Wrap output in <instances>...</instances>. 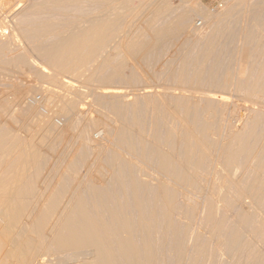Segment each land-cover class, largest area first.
Returning a JSON list of instances; mask_svg holds the SVG:
<instances>
[{
	"label": "rangeland",
	"instance_id": "obj_1",
	"mask_svg": "<svg viewBox=\"0 0 264 264\" xmlns=\"http://www.w3.org/2000/svg\"><path fill=\"white\" fill-rule=\"evenodd\" d=\"M7 1L8 2H6V0H3L1 3L4 5V3L8 4L10 2L9 3L10 5H7L8 7L7 6L4 7V6H2V4H0V6L2 7L0 9V28L2 27L0 29V34H1L0 35V46L4 47L6 45L5 46L6 50L3 51L4 53L1 52L2 54H0V57L2 55V58H0V66H4L3 64H1L2 60H8V62L13 61L16 58V55H14V53H16V54L26 53L29 56L30 62H29V64H27L26 66L23 67L24 69L16 70V69L10 68V71L7 70L9 72H6L5 70H4L5 72L2 71L3 70L2 68H4V67H1V69H0V129L2 131H4V129L6 127V129H8L10 131L11 136L21 138L24 134H27L26 136L24 135L23 137L29 136L31 138L34 131L32 130V128L29 130L27 129V127L29 128V123L34 125V123H32L34 121H35V123H37L38 121H40V119H48L47 117H51L56 121V123L58 122L57 123L58 124V126H57L58 131H60V133H62V130H64L62 133V134H64L62 137L63 139H61V140L59 139L62 136V134H59L58 135V137L60 136L59 138L52 136V138L50 137L51 139L49 138L48 143L45 144L46 145L45 146L46 147L45 148L46 153H45V157H44L45 159L42 160L43 162H41L39 169H38L39 174H40L39 179H38V181H39L38 185H40L39 186L40 189H43L44 194L48 191H51L52 189L53 190L56 189L58 191L57 193L60 194L59 196H61V198H62V199H60V197H59L60 204L58 202L59 209H62V208H64V206H67L66 204H68L72 199L71 198L72 188L74 189V188L79 187L77 190H81V192L83 194V195L82 194L81 195L83 196V199H86V203H88L87 206H89L91 204V201H89V200H93L96 198V196L95 197H93V196H94V193H95L94 191H96L97 186L99 185V183L101 185H103V187H99V186H101V185H99L98 190L96 192L98 193V191H99L98 194H100L102 197L104 196V200L106 201V203H105V201H104V203L101 202V200L99 202L95 201L97 205L95 204V206L94 205L93 206L98 208V210L101 211V214L105 216V219L106 220L108 219L106 222H110V224L112 223V226H113L114 222H112L111 217L117 216V215H121V216L123 215L125 217H128L127 219H130V222H129V220H127V222L129 223V225H131L132 232H133V230L135 232V233L133 232L134 238H135V235L137 238L139 237L138 239L136 238L137 244L138 245L140 244L139 246L137 245V248L139 247L137 252L139 251V253H140V254L137 253L138 258L136 256L134 258L135 260H133L131 258V254L129 253V251H128L129 254L126 253V251H125L124 253L123 252L121 253L122 262H120L121 260H119L118 264H121V263L122 264H132V263H134V264H250L252 254L255 253L256 251L262 250L261 249L262 246L259 245L257 239L254 238L253 235L250 233V231H249L250 229L248 230V228H246L243 230L244 231V238L242 240L243 243H240V245L234 251H231V252L228 251L227 240H229V238L231 236L230 233L233 232L234 227L238 223L236 211H238L240 208L242 209L243 206H244V208L252 211V210H254L253 209L254 204L250 201V198H248V197H246V198L243 197V198H240L238 200L237 196H236V188L231 187L229 194L226 196L227 199L225 198L227 202H225V201L223 202L225 204V206L222 202H220L218 204V207L220 206V210H218L217 213H215V217L211 221L207 220L206 217H207L208 213L206 211L207 208L205 206L207 197L205 198V196L203 194L204 193L207 194V192H208L209 193L208 195L212 194L213 198L217 197L216 192L218 191V187H220V182H219V180L216 181L217 178L212 173L215 174V171L217 169H219L221 165L219 163H216V160H215L216 157L212 155L213 151L215 149V148L213 149V146H212L211 148L213 150L210 148L212 153L210 151L209 154L204 156V157H201L199 155L198 151L195 150L197 152V153H195L194 150H192V153L193 152L195 153V154L193 153L194 158L196 157L194 160L192 159V161L193 162L199 161V163L201 165L197 162L198 164L196 166V165H194V163H195L194 162V163H192V166H194L193 169L190 170V168H192V167H189L190 171L188 173L185 172L186 170H184L185 168L182 165L184 163L181 162L182 163L181 164L180 161L178 162V159L182 158L184 156V152L186 150L185 145H184L185 139L183 138L184 135H183V131H182L183 126H182V123L179 119H175V117H173L171 115V112H172V108L175 107L174 103H175V105H179V102L182 100L180 103V107L182 106L184 108V104H187L186 106L190 109L189 110V118L190 119L188 118L189 121L191 120L190 123L195 122L197 120L199 122L198 123L196 121L198 123L197 125L201 127L206 120V118H205L206 113H204V112H206L207 109L209 110V109L216 108L217 109L216 114H215L216 116L213 117L214 120L212 119L213 120L212 126H214L215 132H213L214 130L212 128V133L209 134L211 138H209V135H208L209 141L211 139L214 140V139L218 138V136L215 133H216L217 127L220 125L218 127V129L219 130L221 129L220 132L222 134H224L223 132L228 133L229 131H231L233 129L232 130L233 132L239 131L241 136H243V138L245 137V138L249 139L250 142L256 141L254 143L252 142V146H249V144L247 145V146L252 147V148H254L253 144H255V143H256L255 147L257 146V144L259 143L258 141L260 140V138H262V134H263V138L261 139V141L257 147L262 145V142H263L262 140L264 139V91H262V90H264V0H153L154 1V2L152 1V4L154 3L153 7H150V6H152V4L150 2L151 0L150 1L146 0L149 2L150 6L148 3L145 2L146 4H148V5H146L144 3V1H145L144 0L143 1L144 6L146 5V6L150 7L149 8V7L145 6L146 8H149V10L145 8L147 15H146V13H143L144 16L141 15L142 16L141 19H139L141 16L136 18L137 20L139 19L140 21L138 20V22H137V20L134 19L133 21L136 20L135 21L136 23L132 22L133 23L132 24L129 22L130 21L129 17L126 16L125 12H123L125 14L124 15L125 18H123V16L120 18L121 21L123 19L124 20L122 23H121V21H119L121 24L120 25L118 24V26H119L118 28L124 29L127 26V24L128 25L130 24L129 27H127V29L130 28L129 30L131 33L141 31L140 30L141 28L139 27V25L142 28L146 26V19L150 15H153V14H150V13H153L152 11H154L152 9H155V8H157V6L163 5L167 2H169L168 5L170 7L164 8V10L162 11V12H165L164 15H163V13H160L158 15L159 18H156L157 21L155 20L154 26L155 25L160 26L161 24H163L162 22H164V20L165 21H171L172 19H178L176 17L177 16L179 17L182 13H184V11H185V14L188 12L186 14L188 17L185 16V20L183 21V24L186 26L181 27L179 30L175 29V31H172L168 36H166L165 39L161 40L160 42H157L154 45V48L147 50V51L136 52L133 55H128L124 51L121 52L120 51L121 49H119V47H117L118 45L117 44L114 45L113 41H116L119 39L110 41L112 44L111 46L113 47V45H114V47H117L118 50L114 47L112 48L110 46V42H109L108 46H110V47L107 46L102 51V53H103L102 55L110 54L111 56L110 55H108V56H110L112 58V64L113 65L116 64V62H117V65L121 64L120 65L121 66L120 75L121 74L122 75L121 76L119 75L117 78H115L114 80H112V82H109V83H103L102 84L101 82L95 81V82H93L92 86L83 81L84 76H82V75H85L86 73L88 74L89 73L88 69H87V71L82 70L83 71V72H81L82 74H79L80 75L79 78H82V79H79V78L77 79L78 74L77 75L75 74L76 77L73 75L75 78L72 77V74H67L65 78L63 77L64 79L67 78V80L70 79L69 80L70 85H66V86L64 85L63 86L60 81H58V83H56V82L52 83L51 80L49 78H47V77H49V74L52 73V69L49 68L48 65L45 63L46 59L44 57L42 58L40 53L36 50H33V48H32V47L36 46L37 41L39 43H41V41L43 39L40 40V37L36 36V38L38 40L36 39V44H34V41H32L30 39L31 38L35 39V37L32 36L31 38L28 39L27 37L22 36L21 31L23 30L22 25L24 26L26 24L27 26H24V28L26 29L27 27H29V26L37 23V22H40L42 19L46 20L47 16L48 17L51 16L50 17L51 19L53 16V18L55 20L56 19L61 20L62 19L61 17H63L61 15H65L64 16L65 19H70L71 17H69V15L71 14V16H72L71 19H73V18L75 19L76 15H77L76 17H81L83 15L86 16L87 14L88 15H91L93 13L95 14L101 9V7L99 8V6H103L104 2H102V0H100L101 3L99 0H97V1L96 0H92V1L89 0V2L85 3V1H86L85 0L84 3H80V4L75 3L74 5L70 4V6H69V4L63 5L64 7L63 6L61 7L59 5V9L57 7L56 9L54 8L55 10L52 9L55 6H53V7H50V6L41 7L39 5L41 8H44V11L48 10L47 12L42 11V13L44 12V14H42L41 10H43V9H38V10L35 9L36 2H38L37 0H7ZM16 1H20V2L17 3ZM33 1H36V2H33ZM29 4H30V6H29ZM83 4H84V6H83ZM93 4H95V6ZM91 5L93 8L91 7ZM96 5L98 6V8ZM39 6L37 5V8H39ZM71 6H72V8H71ZM18 7H20L21 9ZM60 7H61V9H60ZM68 7H70V8H68ZM82 7H83V9H82ZM65 8H67L69 10H67ZM80 9H82V10H80ZM28 10H30L29 13H32V14H29ZM73 10H74V12H73ZM83 11H84V14H82ZM37 13H38V15L39 14H41V15L38 16ZM76 13H78V14H76ZM148 14H150V15H148ZM58 15L60 18L58 17ZM78 15H80V16H78ZM127 15H129V14L127 13ZM5 16H6V18H5ZM7 16H9V17H7ZM146 16H148V17L146 18ZM126 17L129 19V21H127ZM144 18H146V19H144ZM63 19H62V21H63ZM161 19H163V20H161ZM32 20H35V22L33 21V23H30V22H32ZM48 20H50V19L48 18ZM144 21H145V23H144ZM173 21H176V20H173ZM124 22H125V24H124ZM127 22H129V23H127ZM143 24H145V25H143ZM180 24H182V23H180ZM131 26H132V28H131ZM222 28H224V29H222ZM146 33H147V35H144V38L149 36V32H146ZM2 34H4V35L2 36ZM210 37H214V38L217 37V39H218L217 42L219 44L217 43V47H216L213 55L209 56L210 58L208 57L204 61V55H205L204 51L207 48V44H208L207 41H209V39H212ZM17 38L20 39V41L16 40ZM8 40L10 42L11 48L9 47V44H7V43H9ZM42 43H43V41H42ZM36 47H38V44ZM36 47H35V49H36ZM8 48H10V49H8ZM246 48H248V49H246ZM243 49L247 50L249 57H248V55H247V57L245 56V53L242 52V51H244ZM215 55H216V57H215ZM196 56H198V57L196 58ZM238 56H239V58H238ZM212 57H213V59H212ZM240 58L242 60H240ZM115 59H116V61H115ZM217 59H219V60H217ZM31 61H32V63H31ZM121 61L123 62V64ZM183 61H185L186 63H184ZM204 62H206V64H204ZM241 62H243L242 65H240ZM201 63L205 67H203L204 73L202 72V73H200L201 74L200 75L198 73V69H200V66H198V65H200ZM186 64L188 66L183 68L184 65H186ZM38 65H40V66H38ZM180 65H182V66H180ZM114 66H116V65H114ZM194 66H196V67H194ZM196 69H197V71H196ZM241 69H243L245 72ZM191 70H193V72ZM211 70H213V73ZM41 71H42V73H41ZM46 71H48V72H46ZM180 72L182 73V76L181 75L180 76L183 79H180L181 77L180 78L178 77ZM227 72L233 73V76H232V74L227 73ZM234 72L236 75H234ZM186 73L189 75H187ZM41 74L43 75V77H45V79L42 77ZM192 74H193V76H192ZM196 74L199 75L200 77L197 76ZM240 74H242V75H240ZM229 75L231 76L232 80L230 79ZM208 78H210V79H208ZM240 78H241V80H240ZM178 80H182V81H184V83L182 81H181L182 83H179L180 81L178 82ZM229 80L231 81V83ZM237 81H239V82H237ZM232 82H234V83L232 84ZM227 83H228V85H227ZM100 86H101V88H100ZM20 87L21 88L23 87L22 89L25 88V90H26L25 93L27 92L26 94H24L25 96L24 95L22 96L24 98H22V99L20 98L21 100L18 98V92H17ZM67 87H68V89H71L70 91H73L74 93L76 91V93H78L76 95L79 97L78 98L76 96L77 101L79 103L77 102V109H75L76 111L75 110L73 111V114H72V112H70V114H67V112H63L64 110H62L61 106H59L62 103L59 100V98H61L60 96H62V93H64L65 91L66 92L69 91L68 89H66ZM87 90H91V91H87ZM106 90L112 91V92L117 90V94L118 93L120 94V91L122 92V94L115 95V93H114V94H111V96H108L107 94L111 93V92L106 93ZM118 90H120V91L118 92ZM52 91L53 92L55 91V92L52 93ZM15 92H17V93H15ZM56 92H57V94L58 93L61 94V95L58 94L59 98L57 97V94H55ZM82 92H83V94H82ZM192 92H194V93H192ZM51 93L54 94V96L56 95L57 98L52 97V95L48 96V94H51ZM184 94H185V96H183ZM211 95H212V97H210ZM167 96H169V97H167ZM186 96L187 97L190 96V97L187 98ZM15 97H17V98H15ZM48 97L54 98L53 102H52V99L48 98ZM147 97H148V99L149 98H151V99L148 100ZM176 97L178 98L177 100L175 99ZM168 98L169 99L171 98L170 100H171L172 105L170 103L168 104V102H170V100ZM15 99L17 101H15ZM46 99L49 101V103L47 102ZM55 100H58V102L59 101L60 102L57 103V101H55ZM146 100H148L149 102H147ZM214 100H215V102H214ZM18 101L21 102V104ZM184 101L186 103H184ZM25 102H27V103H25ZM28 102L29 103L32 102L33 104L32 103L29 104ZM125 102H126V104H125ZM203 102H204V105H203ZM111 103H112L113 107L111 106ZM149 103L150 104L152 103L153 106L152 105L150 106ZM188 103H190L192 106L188 105ZM196 103H197V105H196ZM220 103L223 104V106ZM24 104H25V106H24ZM26 104H27V107L30 106L32 112H35V114H37V117H35V118L26 117L27 119H24L25 117L24 118L19 117L20 119L17 118L19 116V113H17V112H20V110L22 109V108H20L19 105H21V107L25 108ZM117 104H118L119 109H123V108L125 109L126 108V110H127L125 112V119H127L126 122H128L127 126L129 125L128 128L133 129V130L132 129L129 130L131 133V136H133L135 133V136H133V137L130 136V139H131V142L129 139L130 144L133 142V144H132L133 146L131 145L130 148L134 147L135 149L134 150L130 149L128 147H125V145H124L123 148L121 150H119L123 154V155L121 154L122 157L116 159L117 161H115L114 156L112 157V155H113L112 152H114V150L117 148V146H116L117 141L113 140L114 138L116 139V137H114V134H116V133H115V131H112V130L114 129V127L116 128L117 124H119V123L121 124V122L116 120L119 117L118 118L115 117L116 114L113 111L114 105H115V107H117L116 106ZM155 104H156V106H155ZM159 104H161V106ZM206 104L210 105V106H205ZM213 104H215L216 106H214ZM32 105H33V107H32ZM79 105H81L82 109L80 108ZM146 105H149L150 107H148ZM158 105H159V107H158ZM193 105L195 106V108ZM119 106H121V107H119ZM168 106H169V108H168ZM37 108H40V109H38L40 111L37 112ZM170 108H171V110H169ZM131 109L132 110L134 109L133 112ZM158 109H159L160 114L158 112H156V111H158ZM192 109H194V110L197 109L198 113L195 112L196 110L192 111ZM201 109H203V110H201ZM166 111H168L169 117H168V113ZM39 112H41V113H39ZM46 112H49L50 116H48L47 115L48 113H46ZM75 112H76V114H75ZM82 112H83V114H81ZM194 112L196 113V115ZM226 112H227V114H226ZM255 112H257V113H255ZM78 113H79V115H77ZM193 113H194V115H193ZM113 114H114V117H112ZM142 114L144 115V117ZM198 114H199V116H198ZM190 115H191V117L194 116L196 119L194 120V117H193L192 118L193 120H192ZM41 116H43V117H41ZM72 117L75 120H73ZM161 117H164V118H161ZM198 117H200V118H198ZM257 117L260 119H258ZM93 118H96V119H93ZM166 118H167V120H166ZM169 118H170V120H169ZM29 119H31V120H29ZM32 119L34 121H32ZM141 119H142V121H141ZM215 119H217L219 121H217ZM251 119L253 121H251ZM26 120L27 121L29 120L28 124H27ZM66 120H67V122H66ZM153 120L156 122H154ZM23 121H25V123ZM30 121H32V122H30ZM120 121H122V120H120ZM136 121H137V124H134ZM176 121H178L179 123ZM261 121H262V123H261ZM21 122H22V124H21ZM173 122H176V123H173ZM91 123H94V124H91ZM138 123H140V128H139ZM232 123H233V125H232ZM234 123H235V125H234ZM145 124H146V128H145ZM177 124L178 125L181 124V125H179V127H177ZM199 124H201V125H199ZM21 125H23V126L25 125L24 127H26V128H24ZM68 125L71 126V128L68 129ZM245 125H246V127H245ZM157 126H158V128H157ZM169 126H170V128H169ZM227 126H229V127H227ZM154 127L156 129L155 131H154ZM164 127H166L165 128L166 131H165ZM13 128L15 131L13 130ZM136 129H138V130H136ZM140 129H142V130H140ZM168 129H170V130H168ZM173 129H174V131H173ZM242 129H243V131H242ZM244 129H246V130L244 131ZM1 130H0V134L2 133ZM167 130L170 131L171 135L169 134V132ZM222 130H223V132H222ZM26 131H28V132H26ZM136 131H138V132L140 131L141 134H139L140 132L138 133ZM144 131L146 133L143 134ZM157 131L159 134L162 132L160 134L161 136L157 133ZM171 131L173 133L176 132V134L174 133L175 134L174 135ZM178 131L180 132V134L182 133L181 134L182 136H179L180 134ZM241 131L243 133H241ZM15 132H16V134H15ZM164 132H167V134ZM245 132H246V134H245ZM249 132L253 133V134L250 133L249 134L250 136L252 134L258 138L255 139L254 136L248 138ZM17 133H18V135H17ZM21 133H22V136H19V135H21ZM156 133L158 134V136ZM136 134H138L139 138ZM152 134H153V136L156 134V136H154L155 137L154 139H153ZM172 134L174 136H172ZM177 134H179V135H177ZM38 135H40V134L38 133ZM245 135L246 136L248 135V136L246 137ZM144 136H146V137H144ZM212 136L214 137V139ZM33 137L36 138L37 134L35 133L33 135ZM163 137L164 138L166 137L165 140L163 139ZM180 137H181V139H180ZM135 138H136V140H135ZM177 138H179L178 139L179 142L177 141ZM251 138H252V141H251ZM52 139L55 140L54 141L55 144L51 146L50 144H53ZM133 139H134V141H132ZM253 139H255V140H253ZM50 140H52V141H50ZM137 140H138V142H136ZM146 140L149 141L148 144H147L148 141H146ZM159 140H160V142H159ZM171 140L172 141L176 140L177 143L174 141V145H172L173 142ZM164 141H166V142H164ZM246 141L248 143H250L248 140H246ZM154 142L158 146V147L156 146L158 148V150H156L157 148L155 147ZM170 142H172V143L169 144ZM181 142H182V144H181ZM85 143H86V145H85ZM134 143H136V144H134ZM80 144H81V146H80ZM98 144L101 146L99 147ZM84 145H85V149L87 148L86 149L87 151L83 150ZM183 145H184V147H182ZM250 145H251V143H250ZM115 146H116V148H114ZM159 146L160 147L164 146V148H160ZM170 146H171V148H170ZM173 146H174L175 150L173 149ZM175 146H178V149ZM249 147H247L248 150H250ZM257 147H256V149H257ZM96 148L99 150H97ZM100 148H102V151H100L101 150ZM110 148L114 149V150H111ZM160 149L161 150L163 149L162 152H165L166 151L165 149H168L167 150L168 152L170 150V153H171V150L175 151V152L172 151L173 154H171L172 157L175 159L173 161V163H174L172 166L173 169L171 168L172 172L170 170L168 172H163V170H159V169H161V167L159 166L161 163V158H159V156L161 157V155H158L161 153ZM67 150H68V152H67ZM129 150L130 151L132 150V151L130 152ZM245 150H247V149H245ZM97 151H100V152H97ZM177 151L178 152L180 151V152L178 153ZM147 152H149V154ZM157 152H158V154H157ZM47 153H48V155H47ZM66 153H67V155H66ZM96 153H98V155ZM152 153H153V155H151ZM210 153H211V156L214 157V160L210 159L213 157L209 158ZM94 154H96L97 156ZM176 154H177V156H176ZM147 155H148V157H147ZM72 156H73V158H72ZM123 156H124V159H126L128 162L126 160H122ZM145 157H147L146 158L147 160L144 159ZM177 157H178V159H177ZM197 157H201V158H199V160H198ZM82 158H83V160H81ZM99 158H101V159L99 160ZM250 158L251 159H249L247 161V159H248L247 156H245V155L240 156L241 161L238 164L234 165V167H233L234 170L232 169L233 170L232 174L234 173L233 178L235 180L236 179L240 180L241 176H242V181H244L243 178L246 179L249 176L251 177L250 173L251 172L253 173V171H251V169L252 170L254 169V163L252 160V156ZM71 159H73L74 161ZM243 159L247 161L245 163L246 165L243 164L244 163ZM70 160L73 161V162H71V164L69 163ZM84 160H85V162H84ZM120 160L125 161L126 163L124 162L125 164H122V161H120ZM157 160L159 163L157 162ZM211 160L213 162H211ZM250 160L252 161L253 164L250 163L251 162ZM44 161H45V163H44ZM118 161L120 164H118ZM214 161L218 165V166L216 165L217 168L215 166ZM66 163L68 165H70L69 166L70 168L73 166L74 169L71 168L72 170L71 169L69 170L68 169L69 167L66 168L68 166ZM129 163L134 165L135 168H134V166L133 167L129 166V165H131ZM209 163H211V164H209ZM44 164H46V165H44ZM76 164H77V166H76ZM126 164H129V165H126ZM178 164H180L181 166L180 165L178 166ZM248 164H249V166H247ZM246 166L250 169L248 170ZM175 167L176 168L178 167V169L176 170ZM65 168L68 169L69 172H67L68 170H66ZM130 168H132V169H130ZM174 168L176 171H173ZM221 168H222V166H221ZM116 171H118L120 174V176H119L120 180L118 178H116V176H114V174L117 175ZM180 171H183V172H180ZM208 171L211 173H209ZM249 171H251V172H249ZM247 172H249V173H247ZM169 173L171 175H168ZM185 173L188 175V176H185L187 179L182 176V175H186ZM197 173H198V175H197ZM178 174H181V176L183 178L180 179L181 176ZM65 175H67L66 176L67 180L65 179ZM74 175H77V176L74 177ZM176 175L179 176V177L177 176V178H179L180 180L179 179L177 180ZM193 175H194V177H193ZM164 176H166V177L164 178ZM196 176H197V178H196ZM243 176H245V177H243ZM59 177H61L60 180L58 179ZM71 177H72V180H70ZM194 178H196V179H194ZM49 180H50V182H49ZM183 180H186V181H183ZM41 181H43V183ZM92 181L94 182V184L98 182L97 183L98 185L96 186V185L92 184L95 187L91 186ZM181 181H183V183ZM208 181H209V183H208ZM162 182L163 183L165 182V188L166 189L168 188L167 192L169 193V195L172 198H173V196H176L175 200L173 199L174 200L173 202L176 204H174V210L171 212H168L166 209L167 208L166 198L163 197V192L161 190V185H162L161 183ZM64 183H65V186H64ZM215 183H216V185H218V184L219 185L216 187ZM166 184H168V185H166ZM104 185H106V189H103V188H105ZM69 186H70V188H69ZM41 187H43V188H41ZM213 187H214V190H216V191L210 190V188L213 189ZM65 188H69V189H65ZM93 188H94V190H93ZM99 188L103 189V190L101 189L102 192L100 191ZM169 189H170V191H169ZM200 189L201 190L203 189L202 191H204V192H202ZM67 190H68V192H66ZM175 190H177L176 195L173 194ZM210 191H211V193H210ZM231 191L233 192V194H231L232 193ZM213 193H215V194L213 195ZM92 194H93V196H92ZM135 194H137V195H135ZM172 194H173V196H172ZM101 196L100 197L98 196V199L101 198ZM171 197H168V198L170 199ZM163 198H164V201L162 200ZM107 200H109V201H107ZM102 201H103V198H102ZM107 202H109V203H107ZM63 203L65 205H63ZM229 203H230V205H229ZM92 204H94V200L92 201ZM163 204H165L166 206ZM189 205H192V207ZM90 207H91V209H93L92 206H90ZM224 207H232L231 209H233V210L228 212V210H230V208L225 209ZM108 208H110L111 210ZM191 208H192V210H191ZM221 208H223V210H221ZM224 209L226 211H224ZM112 210H113V212H118V213L113 214L111 212ZM166 211L168 213H166ZM257 213L258 214L260 213L259 218L261 219L262 218L261 215H263V213H261V211L257 212ZM93 214H95V211H93ZM110 215H113V216H110ZM147 228H149L150 232ZM140 230H142L144 235L139 232ZM145 230L146 231L148 230V231L146 232ZM245 230H246V232H245ZM141 235L143 236V238L146 237L145 239L148 241V243L150 245L152 244L151 246L153 249L151 248V246H149V244H147V241L145 239H143L141 237ZM144 241H145V243H143ZM141 243H143V244H141ZM143 245H146V247L148 246L152 250L147 251L148 249L145 248V249H147L145 251ZM140 249H141V252H140ZM147 252H149V253L147 254ZM151 252H152V254H151ZM126 254H127V256H126ZM145 254H146L147 258L145 256ZM114 263H116V262H113L112 264H114Z\"/></svg>",
	"mask_w": 264,
	"mask_h": 264
},
{
	"label": "bare ground",
	"instance_id": "obj_2",
	"mask_svg": "<svg viewBox=\"0 0 264 264\" xmlns=\"http://www.w3.org/2000/svg\"><path fill=\"white\" fill-rule=\"evenodd\" d=\"M3 0H0V4H2ZM38 2L36 1H33V2H36V6H35V9L38 10V9H43L41 10V13L42 11H44V8H41V7H47V6H50V7H53L52 9H56L58 7L59 9V5L62 7L63 5L65 4H70L71 5H74L75 3L76 4H80V3H84L85 0H37ZM83 1V2H82ZM92 1V0H91ZM90 1V2H91ZM97 1V0H96ZM100 1V0H99ZM144 0H102L103 3V6H99V8L101 7V9L98 11L97 9V13H93L91 15H86V16H81V17H76L75 16V19H71L72 16L71 14L69 15V17H71L70 19H65L64 16L65 15H61L63 17H61L63 19L60 20V19H54L53 16H52V19L50 17L47 16L46 20L42 19L40 22H37L29 27H27L26 29L24 28V26H27L26 24L23 26L22 25V36H25L27 37L28 39L31 38L32 36L35 37V39L31 38L30 40L34 41V44H36V36L37 37H40V40L43 39V43L41 41V43H39L37 41V44H38V47L37 44H36V49L35 47H32L33 50H36L40 53V55L42 56V58L44 57L46 59V64L48 65L49 68L52 69V73L49 74V78L51 80L52 83H58V81H60L62 83V85L66 86V85H70L69 84V80L64 79L66 77L67 74H72V77L75 78V74L78 76L77 79L79 78V74H82L81 72H83L82 70H86L88 69V74L86 73L85 75H82L84 76L83 77V81L87 84H90L92 86L93 82L95 81H98V82H101L102 84L103 83H109V82H112V80H114L115 78H117L119 75H120V72H121V64L117 65V62L116 66H114L112 64V58L110 56H108L107 54L105 55H102V51L108 46V43L110 41H113V40H116V39H119V40H116V41H113L114 45L117 44L116 46L119 47V49H121L120 51L121 52H126V54L128 55H133L134 53L136 52H140V51H147V50H150L152 48H154V45L157 43V42H160L161 40L165 39L166 36H168L172 31H175V29H180L181 27L183 26H186L183 24V21L185 20V16H187L186 13L185 14V11L184 13H182L179 17L177 16L176 18L178 19H172L171 21H165L162 22L163 24H161L160 26H154V23H155V20L157 21L156 18H159V14L160 13H163V15L165 14V12H162L164 10V8H168L170 7L168 4L169 2L163 4V5H159L157 6V8L155 9H152L154 11H152L153 13H150V14H153V15H150L149 17L146 16V26L145 27H141L139 25V27L141 28L140 30L141 31H138V32H135V33H131L130 32V28L127 29V27H129V25L127 24V26L124 28V29H120L118 28V24L120 25L122 22H123V18L124 15L126 14L127 17H129V19L127 18V21H129L130 23H134L138 18L140 17L141 15L144 16L143 13H146V9L149 10L150 7H153L154 3L152 4V1L153 0H149L152 4V6H150L149 2L148 1H144V3H148L149 6H146L148 4H146L145 6L146 7H149V8H146L144 6V3H143ZM6 2H8L6 0ZM17 3H19L20 1H16ZM15 2V3H16ZM27 2V1H26ZM32 2V1H31ZM86 2H89V0H86ZM154 2V1H153ZM171 2V1H170ZM10 3V2H9ZM7 4V3H4V5L2 4V6H7V5H10V4ZM92 3V2H91ZM101 3V1H100ZM172 3V2H171ZM6 4V5H5ZM23 4V3H22ZM97 4V3H96ZM19 5V4H18ZM26 5V4H25ZM34 5V4H33ZM37 5L39 6V8H37ZM82 5V4H81ZM80 5V6H81ZM90 5V4H89ZM95 6V4H93ZM260 5V4H259ZM30 6V4H29ZM67 6V5H66ZM76 6V5H75ZM84 6V4H83ZM97 6V5H96ZM8 7V6H7ZM13 7V6H12ZM60 7V9H61ZM64 7V6H63ZM92 7V5H91ZM2 7L0 6V9ZM15 8V7H14ZM20 8V7H18ZM70 8V7H68ZM72 8V6H71ZM75 8V7H74ZM73 8V9H74ZM88 8V7H87ZM93 8V7H92ZM98 8V6H97ZM146 8V9H145ZM13 9V8H12ZM16 9V8H15ZM21 9V8H20ZM46 9V8H45ZM54 9V10H55ZM67 9V8H65ZM83 9V7H82ZM80 9V10H82ZM95 9V8H94ZM187 9V8H186ZM10 10V9H9ZM31 10V9H30ZM28 10V13L29 11ZM35 10V11H36ZM69 10V9H67ZM75 10V9H74ZM73 10V12H74ZM87 10V9H86ZM93 10V9H92ZM147 10V11H148ZM189 10V9H188ZM8 11V10H7ZM22 11V10H21ZM34 11V10H33ZM48 11V10H47ZM46 10L44 12H47ZM94 11V10H93ZM151 11V10H150ZM167 11V10H166ZM9 12V11H8ZM44 12L42 14H44ZM54 12V11H53ZM59 12V11H58ZM125 12V14L123 13ZM10 13V12H9ZM23 13V12H22ZM63 13V12H62ZM80 13V12H79ZM88 13V12H87ZM127 13L129 15H127ZM230 13V12H229ZM16 14V13H15ZM25 14V13H24ZM29 14H32V13H29ZM35 14V13H34ZM48 14V13H47ZM46 14V15H47ZM74 14V13H73ZM78 14V13H76ZM82 14H84V11L82 12ZM167 14V13H166ZM38 15V13H37ZM36 15V16H37ZM41 14H39L38 16H40ZM49 15V14H48ZM147 15V13H146ZM162 15V14H161ZM232 15V14H231ZM27 16V15H26ZM31 16V15H30ZM37 16V17H38ZM80 16V15H78ZM123 16V20L121 21V17ZM142 16L139 18L141 19ZM190 16V15H189ZM9 17V16H7ZM34 17V16H33ZM36 17V18H37ZM59 17V15H58ZM74 17V16H73ZM188 17V16H187ZM6 18V16H5ZM11 18V17H10ZM48 18L50 20H48ZM60 18V17H59ZM165 18V17H164ZM4 19V18H3ZM22 19V18H21ZM31 19V18H30ZM38 19V18H37ZM134 19H136L135 21H133ZM138 19V20H139ZM143 19V20H144ZM44 20V21H43ZM55 20V21H54ZM126 20V19H125ZM137 20V22H138ZM163 20V19H161ZM173 20H176V21H173ZM3 21V20H2ZM33 21L35 22V20H32V22L30 23H33ZM121 21V23L119 22ZM140 21V20H139ZM119 22V23H118ZM127 22V23H129ZM21 23V22H20ZM29 23V24H30ZM132 23V24H133ZM136 23V22H135ZM145 23V21H144ZM182 23V24H180ZM185 23V22H184ZM125 24V22H124ZM145 25V24H143ZM142 25V26H143ZM135 26V25H134ZM123 27V26H122ZM137 27V26H136ZM219 27V26H218ZM2 28V27H1ZM0 28V29H1ZM132 28V26H131ZM138 28V27H137ZM135 29V28H134ZM219 29V28H218ZM221 29V28H220ZM224 29V28H222ZM139 30V29H138ZM135 31V30H134ZM16 32V31H15ZM146 32H149V36H147L146 38H144V35H147ZM8 33V32H7ZM1 35V34H0ZM4 34H2L3 36ZM15 35V34H14ZM12 36V35H11ZM5 37V36H4ZM9 37V36H8ZM13 37V36H12ZM11 38V37H10ZM14 38V37H13ZM212 39H209L208 44H207V48L206 50L203 52L205 55H204V61L206 58H208L209 56L213 55L216 47H217V37H210ZM16 40H19L20 39H16ZM38 40V39H37ZM18 41V42H19ZM220 41V40H219ZM9 42V40H8ZM30 42V41H29ZM9 44V47H10V42L7 43ZM219 44V43H218ZM111 42H110V46H111ZM113 45V47H114ZM6 46V45H5ZM2 47L0 46V54H2L1 52H3L4 50H6V47ZM12 46V45H11ZM19 46V45H18ZM108 46V47H110ZM112 47V46H111ZM112 47V48H113ZM117 47H114L118 50ZM11 48V47H10ZM8 48V49H10ZM248 49V48H246ZM246 49H243L245 53V56L247 57L248 53H247V50ZM11 51V50H10ZM112 51V50H111ZM217 51V50H216ZM220 51V50H219ZM218 51V52H219ZM249 51V50H248ZM35 52V51H34ZM116 52V51H115ZM181 52V51H180ZM4 53V52H3ZM32 53V52H31ZM10 54V53H9ZM221 54V53H220ZM14 55H16V58L11 61V62H8V60H2L1 61V64H3L4 66H0V69L1 67H4L2 68L3 70L2 71H6V72H9L10 71V68L11 69H16V70H19V69H24L23 67L26 66L27 64H29V56L26 54V53H20V54H16L14 53ZM219 55V54H218ZM241 55V54H240ZM199 56V55H198ZM196 56V58L198 57ZM242 56V55H241ZM202 57V56H201ZM216 57V55H215ZM218 57V56H217ZM249 57V55H248ZM2 58V55L1 57ZM40 58V57H39ZM203 58V57H202ZM210 58V57H209ZM219 58V57H218ZM239 58V56H238ZM245 58V57H244ZM37 59V58H36ZM199 59V58H198ZM213 59V57H212ZM246 59V58H245ZM244 59V60H245ZM35 60V59H34ZM33 60V61H34ZM192 60V59H191ZM219 60V59H217ZM216 60V61H217ZM240 60H242L240 58ZM247 60V59H246ZM116 61V59H115ZM123 61V60H122ZM121 61V62H122ZM198 61V60H197ZM35 62V61H34ZM184 63H186L185 61H183ZM182 62V63H183ZM191 62V61H190ZM202 62V61H201ZM209 62V61H208ZM32 63V61H31ZM120 63V62H119ZM181 63V64H182ZM197 63V62H196ZM243 62H241L240 65H242ZM123 64V62H122ZM204 64H206V62H204ZM211 64V63H210ZM41 65V64H40ZM38 65V66H40ZM46 65V66H47ZM183 65V64H182ZM180 65V66H182ZM190 65V64H189ZM198 65V64H197ZM90 66V67H89ZM114 66V67H113ZM188 65H184L183 68L187 67ZM200 69H198V73H202L203 72V67H205L204 65H202V63L200 65ZM128 67V66H127ZM196 67V66H194ZM210 67V66H209ZM239 67V66H238ZM182 68V69H183ZM244 68V67H243ZM188 69V68H187ZM192 69V68H191ZM194 69V68H193ZM196 69V71H197ZM206 69V68H205ZM208 69V68H207ZM9 70V71H7ZM43 70V69H42ZM180 70V69H179ZM184 70V69H183ZM182 70V71H183ZM237 70V69H236ZM243 70V69H241ZM4 71V72H5ZM44 71V70H43ZM49 71V70H48ZM46 71V72H48ZM176 71V70H175ZM174 71V72H175ZM187 71V70H186ZM185 71V72H186ZM193 72V70H191ZM205 71V70H204ZM212 73H213V70H211ZM244 71V70H243ZM242 71V72H243ZM23 72V71H22ZM45 72V71H44ZM184 72V71H183ZM190 72V71H189ZM191 72V73H192ZM195 72V71H194ZM208 72V71H207ZM245 72V71H244ZM18 73V72H17ZM42 73V71H41ZM178 73V72H177ZM188 73V72H187ZM186 73V74H187ZM204 73V72H203ZM211 73V74H212ZM227 73H230V72H227ZM175 74V73H174ZM232 74L233 76V73H230ZM238 74V73H237ZM42 75V74H41ZM75 77H74V76ZM122 75V74H121ZM120 75V76H121ZM182 76V73L180 72L179 73V78ZM189 75V74H187ZM197 75V74H196ZM201 75V74H200ZM210 75V74H209ZM234 75L235 72H234ZM242 75V74H240ZM71 76V75H70ZM176 76V75H175ZM193 76V74H192ZM199 76V75H197ZM230 76V75H229ZM43 77V75H42ZM64 77V78H63ZM187 77V76H186ZM190 77V76H189ZM200 77V76H199ZM228 77V76H227ZM237 77V76H236ZM45 79V77H43ZM178 78V79H179ZM185 78V77H184ZM226 78V77H225ZM229 78V77H228ZM233 78V77H232ZM239 78V77H238ZM243 78V77H242ZM79 79H82V78H79ZM180 79H183L182 77ZM210 79V78H208ZM230 79H231V76H230ZM234 79V78H233ZM237 79V78H236ZM177 80V79H176ZM227 80V79H226ZM232 80V79H231ZM241 80V78H240ZM239 80V81H240ZM80 81V80H79ZM82 81V80H81ZM180 81V82H179ZM182 80H178L179 83H184V81ZM225 81V80H224ZM230 81V80H229ZM237 81V82H239ZM59 82V83H60ZM226 82V81H225ZM64 83V84H63ZM231 83V81H230ZM234 82H232L233 84ZM98 84V83H97ZM254 84V83H253ZM226 85V84H225ZM228 85V83H227ZM231 85V84H230ZM238 85V84H237ZM224 86V85H223ZM231 87V86H230ZM233 87V86H232ZM21 88V87H20ZM17 91L18 92V98L22 99L24 97H22L25 93V88L24 89H20ZM31 88V87H30ZM47 88V87H46ZM95 88V87H94ZM101 88V86H100ZM49 89V88H48ZM68 89V87L66 88ZM97 89V88H96ZM17 90V89H16ZM15 90V91H16ZM53 90V89H52ZM55 90V89H54ZM69 91H65L64 93H62V96H60L61 98H59L57 92L55 94H57V97L59 98V100L62 102L59 106H61V109L64 110L63 112H67V114H70V112H72L73 114V111L75 109H77V98H76V91L75 93L73 91H70L71 89H68ZM78 90V89H77ZM51 91V90H50ZM80 91V90H79ZM87 91H91V90H87ZM93 91V90H92ZM120 90H118L119 92ZM147 91V90H146ZM264 91V90H262ZM15 92V93H17ZM55 92V91H54ZM52 91V93H54ZM94 92V91H93ZM99 92V91H98ZM104 92V91H103ZM107 92H111V93H108L107 95L108 96H111V94H114L115 95H120L122 94V92L120 91V94L118 93L117 94V90L116 91H107L106 90V93ZM140 92V91H139ZM148 92V91H147ZM202 92V91H201ZM48 94L49 95H52V97H56V95L54 96V94ZM80 93V92H79ZM100 93V92H99ZM127 93V92H126ZM125 93V94H126ZM174 93V92H173ZM187 93V92H186ZM190 93V92H189ZM194 93V92H192ZM83 94V92H82ZM104 94V93H103ZM128 94V93H127ZM170 94V93H169ZM209 94V93H208ZM61 95V94H59ZM80 95V94H79ZM102 95V94H101ZM204 95V94H203ZM25 96V95H24ZM174 96V95H173ZM182 96V95H181ZM185 96V94L183 95ZM214 96V95H213ZM52 97H48V98H51L52 99V102L54 100V98ZM56 97V98H57ZM78 97V96H77ZM83 97V96H82ZM81 97V98H82ZM169 97V96H167ZM171 97V96H170ZM178 97V96H177ZM175 98L176 100L178 98ZM180 97V96H179ZM187 97V96H186ZM190 97V96H189ZM187 97V98H189ZM212 97V95L210 96ZM17 98V97H15ZM79 98V97H78ZM103 98V97H102ZM121 98V97H120ZM154 98V97H153ZM160 98V97H159ZM172 98V97H171ZM170 98V99H171ZM193 98V97H192ZM205 98V97H204ZM224 98V97H223ZM20 99V100H21ZM143 99V98H142ZM148 99V97H147ZM151 99V98H149ZM148 99V100H149ZM169 99V98H168ZM167 99V100H168ZM169 99V100H170ZM184 99V98H183ZM206 99V98H205ZM212 99V98H211ZM225 99V98H224ZM228 99V98H227ZM19 100V101H20ZM47 100V99H46ZM79 100V99H78ZM111 100V99H110ZM124 100V99H123ZM139 100V99H138ZM148 100H146L147 102H149ZM162 100V99H161ZM166 100V101H167ZM168 100V101H169ZM175 100V101H176ZM185 100V99H184ZM207 100V99H206ZM223 100V99H222ZM15 101H17L15 99ZM18 101V102H19ZM30 101V100H29ZM58 102V100H55ZM113 101V100H112ZM116 101V100H115ZM118 101V100H117ZM121 101V100H120ZM119 101V102H120ZM127 101V100H126ZM144 101V100H143ZM153 101V100H152ZM174 101V100H173ZM172 101V102H173ZM182 101V100H181ZM181 101L179 102V105H175L174 103V106L172 108V112H171V115L173 117H175V119H179L182 123V126H183V135H184V139H185V152H184V156L182 158H179L177 157L178 159V162L180 161V163H184L182 164L184 170H186L185 172H189L191 169H193L194 166H192V163H194L192 161V159L194 160V155L193 153H197L196 151L199 152V155L201 157H204L206 155L209 154V152L211 151V147L213 146V156H215V160H216V163H219L221 166H220V170L217 169L215 171V174L212 173L218 181L220 182V187H218V191L216 192V195L217 197L213 198L212 194L208 195L209 193L207 192V194H203L205 196V198L207 197L206 199V211H207V220L208 221H211L214 217H215V213H217L218 210H220V206L218 207V204L220 202H227L226 201V196L229 194L230 192V188L233 187V188H236V196H237V199L239 200L240 198H250V201L254 204V207L252 211H250L249 209H246L244 208V206L242 207V209L240 208L237 212V225L234 227L233 229V232L230 233V238L229 240H227V249L228 251H234L235 249H237V247L240 245V243H243L242 240L244 238V229L248 228V230L250 231V233L253 235L254 238L257 239L259 245L262 246V250L260 251H256L255 253L252 254L251 256V260H250V264H264V139L262 140V145L257 147L258 144L260 143L261 139L263 138V134H262V138H260V140L258 141L259 143L257 144V149L255 147V144L254 145V148L252 147H249V146H252V138H251V141H249V139L247 138H243V136H241V134L239 133V131H229L228 133H225L222 132L225 134H222L220 132V130L218 129V127L220 126H216L217 129H216V135L218 136V138L213 139L214 140H208V135L210 133H212V128L214 130V126H212V121L214 120V116H216V108L214 109H207L206 112V120L204 122V124L200 127L198 126L197 124L199 123L197 120V122H191V120L189 121V108L186 106L187 104H184L186 103L184 101V108L181 106L180 107V103ZM193 101V100H192ZM205 101V100H204ZM209 101V100H208ZM220 101V100H219ZM230 101V100H229ZM47 102L49 103V101L47 100ZM51 102V103H52ZM139 102V101H138ZM146 102V103H147ZM158 102V101H157ZM160 102V101H159ZM188 102V101H187ZM206 102V101H205ZM215 102V100H214ZM221 102V101H220ZM223 102V101H222ZM257 102V101H256ZM21 104V102H19ZM27 103V102H25ZM29 103V102H28ZM32 103V102H31ZM29 103V104H31ZM56 103V104H57ZM79 103V102H78ZM122 103V102H121ZM156 103V102H155ZM165 103V102H164ZM171 104V100L170 102H168V104ZM193 103V102H192ZM200 103V102H199ZM213 103V102H212ZM33 104V103H32ZM53 104V103H52ZM82 104V103H81ZM120 104V103H119ZM126 104V102H125ZM148 104V103H147ZM150 104V103H149ZM157 104V103H156ZM155 104V106H156ZM219 104V103H218ZM221 104V103H220ZM43 105V104H42ZM48 105V104H47ZM55 105V104H54ZM129 105V104H128ZM136 105V104H135ZM145 105V104H144ZM152 105V103L150 104V106ZM161 106V104H159ZM158 105V107H159ZM172 105V104H171ZM188 105H191L190 103H188ZM195 105V104H194ZM193 105V106H194ZM197 105V103H196ZM195 105V106H196ZM203 105H204V102H203ZM214 106H216L215 104H213ZM212 105V106H213ZM223 106V104H221ZM230 105V104H229ZM228 105V106H229ZM20 108H22L20 110V112H17L19 113V117H22L24 119H27L26 117H30V118H35L37 117V114H35V112H32L31 111V108L30 106L27 107V104H26V107H21V105H19ZM25 106V104H24ZM80 108L82 109L81 105H79ZM83 106V105H82ZM111 106H112V103H111ZM117 107H115L114 105V108H113V111L114 113L117 115H115V117H119L118 120L119 122H121V124H117L116 125V128L114 127V129L112 131H115L116 134H114V137H116V139L114 138L113 140H116V146L114 148H116L115 150L114 149H111V150H114V152H112V157L114 156V160L117 161L116 159L122 157V153L119 151L123 148V146L125 145V147H128L130 148L131 145L133 144V142L130 144L131 142V139H130V136H131V133H130V129L132 128H128L127 124L128 122L127 119H125V112L127 111L126 108L124 109H119L118 108V104L116 105ZM138 106V105H137ZM148 107H150L149 105H146ZM153 106V105H152ZM163 106V105H162ZM170 106V105H169ZM168 106V108H169ZM192 106V105H191ZM194 106V108H195ZM205 106H210V105H205ZM234 106V105H233ZM253 106V105H252ZM33 107V105H32ZM49 107V106H48ZM58 107V106H57ZM113 107V106H112ZM111 107V108H112ZM121 107V106H119ZM127 107V106H126ZM167 107V106H166ZM190 107V106H189ZM220 107V106H219ZM227 107V106H226ZM52 108V107H51ZM59 108V107H58ZM79 108V107H78ZM131 108V107H130ZM139 108V107H138ZM137 108V109H138ZM155 108V107H154ZM165 108V107H164ZM167 108V109H168ZM191 108V107H190ZM193 108V107H192ZM211 108V107H210ZM218 108V107H217ZM262 108V107H261ZM40 108H37V112L40 111L38 110ZM60 109V108H59ZM85 109V108H84ZM135 109V108H134ZM133 109V110H134ZM141 109V108H140ZM220 109V108H219ZM229 109V108H228ZM254 109V108H253ZM61 110V111H62ZM79 110V109H78ZM132 110V109H131ZM132 110V112H133ZM136 110V109H135ZM157 110V109H156ZM171 110V108L169 109ZM194 109H192L193 111ZM196 110V111H195ZM194 111L197 112V109H195ZM203 110V109H201ZM251 110V109H250ZM257 110V109H256ZM36 111V110H35ZM76 111V110H75ZM129 111V110H128ZM163 111V110H162ZM258 111V110H257ZM262 111V110H261ZM36 112V113H37ZM50 112V111H49ZM49 112H46L48 113L47 115L50 116ZM69 112V113H68ZM136 112V111H135ZM134 112V113H135ZM139 112V111H138ZM145 112V111H144ZM159 113V109L158 111H156ZM161 112V111H160ZM168 113V111H166ZM194 112V113H195ZM201 112V111H200ZM218 112V111H217ZM251 112V111H250ZM249 112V113H250ZM41 113V112H39ZM112 113V112H111ZM133 113V114H134ZM192 113V112H191ZM193 113V115H194ZM198 113V112H197ZM257 113V112H255ZM254 113V114H255ZM260 113V112H259ZM76 114V112H75ZM83 114V112L81 113ZM130 114V113H129ZM132 114V115H133ZM160 114V113H159ZM203 114V113H202ZM227 114V112H226ZM231 114V113H230ZM79 115V113L77 114ZM135 115V114H134ZM133 115V116H134ZM140 115V114H139ZM143 115V114H142ZM146 115V114H145ZM164 115V114H163ZM196 115V113H195ZM219 115V114H218ZM248 115V114H247ZM260 115V114H259ZM263 115V114H262ZM67 116V115H66ZM82 116V115H81ZM136 116V115H135ZM134 116V117H135ZM156 116V115H155ZM171 116V117H172ZM199 116V114H198ZM203 116V115H202ZM224 116V115H223ZM254 116V115H253ZM252 116V117H253ZM257 116V115H256ZM43 117V116H41ZM114 117V114L113 116ZM128 117V116H127ZM137 117V116H136ZM140 117V116H139ZM144 117V115H143ZM160 117V116H159ZM168 117H169V113H168ZM191 117V115H190ZM194 117V116H193ZM191 117V119L193 118ZM221 117V116H220ZM251 117V118H252ZM48 119H40V121H38L37 123H35V121L32 119V123L33 124H30L28 121L31 120L29 119L27 121V124L29 123V128L27 127V129H31L34 131L33 132V135L36 133L37 134V137L34 138L33 135L32 137L30 138L29 136L28 137H23L24 135L26 136L27 134H24L22 136V133L21 135L19 136H22L21 138L19 137H15V136H11L10 135V131L8 129H4V131H2L1 129V134H0V264H112L113 262H116L114 264H118L119 263V260H121V253L125 252L131 254V258L133 260H135L134 258L137 256V253H139V251L137 252V250L139 249V247L137 248V241H136V235H135V238H134V230L132 232L131 230V225H129V223L127 222V220H129L130 222V219H127L128 217H125V216H121V215H117V216H113V215H110V216H113L111 217L112 218V222L113 223V226H112V223L110 224V222H106L107 220L105 219V216L101 214V211L98 210V208L94 207L96 202L100 201L104 203V196L102 197L98 191V193L96 192L98 190V186L101 185L99 183V185L97 183L94 184V182L92 183L91 182V186L95 187L94 185H98L97 188H96V191H94V196L92 194L93 197L96 196L94 200V204H92V201L93 200H89L91 201V204L89 206L88 203H86V199H83V194L81 192V190H77L78 188H72V196H71V201L66 204L67 206H64V208L62 209H59V204H60V199L61 196H59L60 194H58L57 190H51V191H48L44 194V191L43 189H40V185H38V179H39V166L41 164V162H43L42 160H44L45 158V153H46V150H45V144L48 143L49 141V138L52 136H55L56 138H59L58 135L59 134H62L64 130H62V133H60V131H58V122L56 123V121L51 118V117H47ZM50 118V119H49ZM67 118V117H66ZM97 118V117H96ZM96 118H93V119H96ZM133 118V117H132ZM131 118V119H132ZM156 118V117H155ZM161 118H164V117H161ZM189 118V119H188ZM200 118V117H198ZM197 118V119H198ZM227 118V117H226ZM258 118V117H257ZM20 119V118H19ZM23 119V120H24ZM73 119V117H72ZM144 119V118H143ZM154 119V118H153ZM196 118L194 117V120ZM202 119V118H201ZM213 119V120H212ZM220 119V118H219ZM253 119V118H252ZM251 119V121H253ZM260 119V118H258ZM22 120V119H21ZM75 120V119H73ZM122 120V121H120ZM133 120V119H132ZM165 120V119H164ZM167 120V118H166ZM170 120V118H169ZM174 120V119H173ZM193 120V119H192ZM217 120V119H215ZM235 120V119H234ZM58 121V120H57ZM71 121V120H70ZM115 121V120H114ZM142 121V119H141ZM154 121V120H153ZM175 121V120H174ZM202 121V120H201ZM219 121V120H217ZM216 121V122H217ZM257 121V120H256ZM25 123V121H23ZM67 122V120H66ZM99 122V121H98ZM123 122V123H122ZM131 122V121H130ZM134 122V121H133ZM140 122V121H139ZM156 122V121H154ZM178 122V121H176ZM176 122H173V123H176ZM215 122V123H216ZM70 123V122H69ZM114 123V122H113ZM117 123V122H116ZM141 123V122H140ZM140 123L139 124V128H140ZM146 123V122H145ZM179 123V122H178ZM195 123V124H194ZM203 123V122H202ZM220 123V122H219ZM224 123V122H223ZM230 123V122H229ZM255 123V122H254ZM262 123V121H261ZM22 124V122H21ZM71 124V123H70ZM91 124H94V123H91ZM115 124V123H114ZM134 124H137V121L134 123ZM133 124V125H134ZM144 124V123H143ZM225 124V123H224ZM223 124V125H224ZM33 125V126H32ZM169 125V124H168ZM181 125V124H179ZM179 125L177 124V127H179ZM198 127H197V126ZM201 125V124H199ZM222 125V126H223ZM233 125V123H232ZM235 125V123H234ZM255 125V124H254ZM259 125V124H258ZM23 126V125H21ZM25 126V125H24ZM23 126V127H24ZM135 126V125H134ZM142 126V125H141ZM155 126V125H154ZM226 126V125H225ZM224 126V127H225ZM257 126V125H256ZM3 127V126H2ZM1 127V128H2ZM136 127V126H135ZM176 127V128H177ZM229 127V126H227ZM246 127V125H245ZM244 127V128H245ZM258 127V126H257ZM8 128V127H7ZM26 128V127H24ZM34 128V129H33ZM71 128V126L68 125V129ZM145 128H146V124H145ZM144 128V129H145ZM158 128V126H157ZM160 128V127H159ZM166 127H164L165 129ZM170 128V126H169ZM221 128V127H220ZM231 128V127H230ZM253 128V127H252ZM67 129V130H68ZM112 129V128H111ZM135 129V128H134ZM143 129V128H142ZM140 129V130H142ZM162 129V128H161ZM181 129V128H180ZM247 129V128H246ZM244 129V131L246 130ZM254 129V128H253ZM14 130V128H13ZM133 130V129H132ZM138 130V129H136ZM155 127H154V131H155ZM163 130V129H162ZM161 130V131H162ZM170 130V129H168ZM167 130V131H168ZM172 130V129H171ZM237 130V129H236ZM249 130V129H248ZM247 130V131H248ZM15 131V130H14ZM13 131V132H14ZM153 131V132H154ZM160 131V132H161ZM166 131V129H165ZM174 131V129H173ZM181 131V132H182ZM243 131V129H242ZM241 131V133H243ZM251 131V130H250ZM254 131V130H253ZM25 132V131H24ZM28 132V131H26ZM32 132V131H31ZM30 132V133H31ZM138 132V131H136ZM140 132V131H139ZM138 132V133H139ZM169 134H170V131H168ZM172 132V131H171ZM179 132V131H178ZM215 132V130L213 131ZM255 132V131H254ZM38 133L40 135H38ZM66 133V132H65ZM134 133V132H133ZM146 133L145 131L143 132V134ZM158 133V131H157ZM156 133V134H157ZM162 133V132H161ZM160 133V134H161ZM167 134V132H164ZM173 133V132H172ZM176 134V132H174ZM173 133V134H174ZM252 133V132H249L248 135ZM16 134V132H15ZM141 134V132L139 133ZM156 134L154 136H156ZM159 134V133H158ZM157 134V136H158ZM159 134V135H160ZM172 134V136H174ZM180 134V132H179ZM177 134V135H179ZM182 134V133H181ZM179 135V136H182V135ZM246 134V132H245ZM253 134V133H252ZM251 136L247 135L248 138L254 136L252 135ZM18 135V133H17ZM64 134H62L61 138H59L60 140L63 139ZM138 136V134H136ZM171 135V134H170ZM176 135V136H177ZM212 135V134H211ZM135 136V133L134 135ZM131 136V137H133ZM153 136V134H152ZM153 136V139L155 138ZM161 136V135H160ZM246 136V135H245ZM246 136V137H247ZM258 136V135H257ZM261 136V135H260ZM65 137V136H64ZM146 137V136H144ZM167 137V136H166ZM165 137V138H166ZM171 137V136H170ZM255 137V136H254ZM50 138V139H51ZM113 138V137H112ZM139 138V136H138ZM162 138V137H161ZM165 138L163 137V139L165 140ZM174 138V137H173ZM209 138L210 135H209ZM258 138V137H255V139ZM54 139V138H53ZM52 139V140H53ZM58 139V140H59ZM129 139H130V142H129ZM144 139V138H143ZM147 139V138H146ZM157 139V138H156ZM155 139V140H156ZM168 139V138H167ZM166 139V140H167ZM179 138H177V141H178ZM181 139V137H180ZM253 139V140H255ZM50 140V141H52ZM136 140V138H135ZM141 140V139H140ZM149 140V139H148ZM146 140V141H148ZM183 140V139H182ZM246 140H248L250 143H248ZM55 140H53V144H50L51 146L54 145ZM134 141V139L132 140ZM152 141V140H151ZM172 141V140H171ZM174 141L176 142V140H173V144L174 145ZM138 142V140L136 141ZM156 142V141H155ZM154 142V144H155ZM158 142V141H157ZM160 142V140H159ZM166 142V141H164ZM172 142H170L169 144H171ZM179 142V141H178ZM183 142V141H182ZM181 142V144H182ZM256 142V141H254ZM253 142V143H254ZM51 143V142H50ZM82 143V142H81ZM149 143V141L147 142V144ZM151 143V142H150ZM177 143V142H176ZM88 144V143H87ZM100 144V143H99ZM98 144V145H99ZM136 144V143H134ZM159 144V143H158ZM166 144V143H165ZM168 144V145H169ZM179 144V143H178ZM249 144V146H247ZM86 145V143H85ZM85 145H84V149L83 150H86L85 149ZM177 145V144H176ZM184 145L182 147H184ZM81 146V144H80ZM101 145H99L100 147ZM133 146V145H132ZM157 145L155 144V147ZM250 148V150H248L247 147ZM98 147V148H99ZM158 147V146H157ZM156 147V148H157ZM160 147V146H159ZM169 147V146H168ZM177 147L178 149V146H175ZM64 148V147H63ZM127 148V149H128ZM160 148H164L163 147H160ZM171 148V146H170ZM169 148V149H170ZM211 148V149H210ZM97 149V148H96ZM102 151V148H100ZM126 149V150H127ZM130 149H135L134 147L133 148H130ZM149 149V148H148ZM173 149L175 150L174 146H173ZM176 149V150H177ZM180 149V148H179ZM184 149V148H183ZM212 149V150H213ZM247 149V150H245ZM52 150V149H51ZM61 150V149H60ZM69 150V149H68ZM67 150V152H68ZM99 150V149H97ZM158 150V148L156 149ZM155 150V151H156ZM161 150V149H160ZM163 150V149H162ZM162 150L160 151L161 153L157 154L158 155H161V157L159 156V158H161V163H160V167L161 169L159 170H163V172H168L169 170L171 171V168L173 166V161L175 160L171 154L172 151L174 150H171V153H170V150L169 152L167 151L168 149H165L164 151L165 152H162ZM192 150H194V152L192 153ZM196 150V151H195ZM50 151V150H49ZM62 151V150H61ZM60 151V152H61ZM87 151V150H86ZM85 151V152H86ZM100 151H97V152H100ZM128 151V150H127ZM130 151V150H129ZM132 151V150H131ZM130 151V152H131ZM150 151V150H149ZM152 151V150H151ZM175 152V151H174ZM178 152V151H177ZM176 152V153H177ZM180 152V151H179ZM178 152V153H179ZM63 153V152H62ZM149 154V152H147ZM154 153V152H153ZM153 153L151 155H153ZM182 153V152H181ZM194 153V154H195ZM212 153V151H211ZM211 153H210V157H213L211 156ZM65 154V153H64ZM98 155V153H96ZM94 154V155H96ZM122 154V155H121ZM175 154V153H174ZM192 154V155H191ZM48 155V153H47ZM50 155V154H49ZM63 155V154H62ZM67 155V153H66ZM65 155V156H66ZM96 155V156H97ZM181 155V154H180ZM242 155H245L247 156V161L249 159H251L250 157L252 156V160H253V163H254V169L251 171H253V173L251 171L250 175L251 177L249 178H243L244 181H242V176L240 177L241 179L239 180H235L233 177V167L235 164H238L241 160H240V156ZM95 156V157H96ZM102 156V155H101ZM128 156V155H127ZM141 156V155H140ZM174 156V155H173ZM177 156V154H176ZM196 156V155H195ZM198 156V155H197ZM78 157V156H77ZM99 157V156H98ZM97 157V158H98ZM148 157V155H147ZM147 157H145L144 159H146ZM175 157V156H174ZM201 157H197L198 160L199 158ZM244 157V156H243ZM73 158V156H72ZM80 158V157H79ZM136 158V157H135ZM65 159V158H64ZM88 159V158H87ZM101 158H99L100 160ZM143 159V158H142ZM176 159V160H177ZM210 159H213L214 160V157L213 158H210ZM246 159V158H245ZM73 160V159H71ZM70 160V164L71 161ZM76 160V159H75ZM83 160V158L81 159ZM122 160H126L124 159V156H123V159ZM120 160V161H122ZM147 160V159H146ZM244 160V159H243ZM66 161V160H65ZM79 161V160H78ZM127 161V160H126ZM246 160H244V163L245 164L247 162ZM251 161V160H250ZM52 162V161H51ZM85 162V160H84ZM125 161H122V164H125L124 163ZM128 162V161H127ZM158 162V160H157ZM177 162V161H176ZM177 162V163H178ZM199 163V161H197ZM197 162L194 163V165L197 166ZM210 162V161H209ZM211 162H213L211 160ZM45 163V161H44ZM159 163V162H158ZM215 163V161H214ZM215 163V166L217 165ZM249 163V162H248ZM251 164L252 161L250 162ZM67 164V163H66ZM118 164L119 161H118ZM131 164V163H129ZM129 164H126V165H129ZM176 164V163H175ZM200 164V163H199ZM211 164V163H209ZM46 165V164H44ZM43 165V166H44ZM68 165V164H67ZM138 165V164H137ZM180 164H178L179 166ZM201 165V164H200ZM246 165V164H245ZM244 165V166H245ZM70 165H68L66 168H68ZM72 166V165H71ZM77 166V164H76ZM129 166H134V165H129ZM158 166V167H159ZM181 166V165H180ZM218 166V165H217ZM216 166V168H217ZM249 166V164L247 165ZM246 166V167H247ZM253 166V165H252ZM45 167V166H44ZM43 167V168H44ZM189 167H192L190 168L189 170ZM243 167V166H242ZM251 167V166H250ZM65 168V169H66ZM73 168V166L71 167ZM70 167L68 168L69 170L71 169ZM135 168V166H134ZM133 168V169H134ZM176 168V167H175ZM173 171H176L178 169V167L176 168V170ZM201 168V167H200ZM215 168V167H214ZM244 168V167H243ZM64 169V170H65ZM66 169V170H68ZM74 169V168H73ZM132 169V168H130ZM173 169V168H172ZM195 169V168H194ZM207 169V168H206ZM233 169V170H232ZM247 169L249 170L250 168L247 167ZM50 170V169H49ZM69 170L67 172H69ZM72 170V169H71ZM78 170V169H77ZM118 170V169H117ZM180 170V169H179ZM182 170V169H181ZM197 170V169H196ZM209 170V169H208ZM211 170V169H210ZM44 171V170H43ZM48 171V170H47ZM119 171V170H118ZM116 171V174L118 175H115L116 178L119 179V172ZM73 172V171H72ZM76 172V171H75ZM118 172V173H117ZM121 172V171H120ZM162 172V173H163ZM172 172V171H171ZM180 172H183V171H180ZM192 172V171H191ZM195 172V171H194ZM209 172V171H208ZM247 172V173H249ZM48 173V172H47ZM174 173V172H173ZM203 173V172H202ZM206 173V172H205ZM211 173V172H209ZM64 174V173H63ZM73 174V173H72ZM77 174V173H76ZM186 174V173H185ZM192 174V173H191ZM208 174V173H207ZM78 175V174H77ZM77 175H74V177H76ZM167 175V174H166ZM168 175H171L170 173ZM181 176V174H178ZM176 175V178L177 176ZM196 175V174H195ZM198 175V173H197ZM201 175V174H200ZM209 175V174H208ZM243 175V174H242ZM245 175V174H244ZM249 175V174H248ZM67 175H65V179L67 178L66 177ZM113 176V177H114ZM173 176V175H172ZM183 177L185 176H188L187 174L186 175H182ZM180 177V179H182L183 177ZM53 177V176H52ZM58 177V176H57ZM166 176H164L165 178ZM169 177V176H168ZM179 177V176H178ZM194 177V175H193ZM237 177V176H236ZM245 177V176H243ZM61 177H59L58 179L60 180ZM64 178V177H63ZM115 178V179H116ZM123 178V177H122ZM186 178V177H185ZM197 178V176H196ZM194 178V179H196ZM200 178V177H199ZM239 178V177H238ZM157 179V178H156ZM179 178H177L178 180ZM179 179V180H180ZM187 179V178H186ZM203 179V178H202ZM51 180V179H50ZM49 180V182H50ZM67 180V179H66ZM72 180V177L71 179ZM120 180V179H119ZM163 180V179H162ZM167 180V179H166ZM209 180V179H208ZM64 181V180H63ZM80 181V180H79ZM160 181V180H159ZM176 181V180H175ZM183 181H186V180H183ZM183 181H181L183 183ZM242 181V182H241ZM43 183V181H41ZM55 182V181H54ZM58 182V181H57ZM60 182V181H59ZM74 182V181H73ZM96 182V181H95ZM161 182V181H160ZM180 182V181H179ZM206 182V181H205ZM66 183V182H65ZM65 183H64V186H65ZM78 183V182H77ZM181 183V184H182ZM207 183V182H206ZM209 183V181H208ZM62 184V183H61ZM71 184V183H70ZM94 184V185H92ZM162 184V185H161ZM161 190L163 192V197L166 198V205H167V211L168 212H171L174 210V203L173 201L175 200V197L176 196H173L176 195V191H174V193L172 194L173 198L169 195V193L167 192L168 188L166 189L165 188V182L161 183ZM59 185V184H58ZM68 185V184H67ZM168 185V184H166ZM216 185V183H215ZM219 185V184H218ZM216 185V187L218 186ZM71 186V185H70ZM69 186V188H70ZM79 186V185H78ZM105 188L103 189H106V185H104ZM68 187V186H67ZM99 187H103V185L99 186ZM201 187V186H200ZM43 188V187H41ZM48 188V187H47ZM69 188H65V189H69ZM178 188V187H177ZM176 188V189H177ZM206 188V187H205ZM85 189V188H84ZM83 189V190H84ZM100 191L102 192V188H99ZM102 189V190H101ZM94 190V188H93ZM174 190V189H173ZM201 190V189H200ZM203 190V189H202ZM201 190V191H202ZM209 190V189H208ZM210 190H214V187L213 189L210 188ZM170 191V189H169ZM172 191V190H171ZM207 191V190H206ZM216 191V190H214ZM68 192V190L66 191ZM81 192V193H80ZM93 192V191H92ZM159 192V191H158ZM204 192V191H202ZM232 192V191H231ZM97 193V194H96ZM104 193V192H103ZM171 193V192H170ZM187 193V192H186ZM211 193V191H210ZM82 194V195H81ZM200 194V193H199ZM215 193H213L214 195ZM233 194V192L231 193ZM137 195V194H135ZM139 195V194H138ZM98 196L101 198L98 199ZM60 197V199H59ZM168 197H171L170 199ZM188 197V196H187ZM102 198H103V201H102ZM218 198V199H217ZM226 198V199H225ZM174 199V200H173ZM164 201V198L162 199ZM161 200V201H162ZM96 201V202H95ZM109 201V200H107ZM162 201V202H163ZM59 202V204H58ZM188 202V201H187ZM90 203V202H89ZM106 203V201H105ZM109 203V202H107ZM224 204V203H223ZM63 205H65L63 203ZM94 205V206H93ZM97 205V204H96ZM165 205V204H163ZM165 205V206H166ZM230 205V203H229ZM93 207V209H91V207ZM164 206V207H165ZM176 206V205H175ZM192 207V205H189ZM225 206V204H224ZM232 206V205H231ZM246 207V206H245ZM201 208V207H200ZM219 208V209H218ZM225 209H229V211L233 210L231 209L232 207H224ZM110 209V208H108ZM224 209V211H226ZM92 210V211H91ZM107 210V209H106ZM111 210V209H110ZM165 210V209H164ZM192 210V208H191ZM221 210H223V208H221ZM93 211H95V214H93ZM100 211V212H99ZM166 211V213H168ZM263 213L262 218L260 219L259 218V214L257 212H260ZM98 212V213H97ZM113 214L114 213H118V212H113V210L111 211ZM165 212V211H164ZM175 212V211H174ZM111 213V214H112ZM128 216V215H127ZM170 216V215H169ZM115 220H114V219ZM115 224V225H114ZM148 226V225H147ZM150 227V226H149ZM144 228V227H143ZM145 229V228H144ZM149 230V228H147ZM147 230V231H148ZM146 231V230H145ZM146 231V232H147ZM141 234H143L142 230L139 231ZM145 232V233H146ZM150 232V230H149ZM148 232V233H149ZM246 232V230H245ZM137 233V232H136ZM138 234V233H137ZM156 234V233H155ZM154 234V235H155ZM139 235V234H138ZM144 235V234H143ZM147 235V234H146ZM149 235V234H148ZM140 236V235H139ZM141 237L143 238V236L141 235ZM140 237V238H141ZM149 237V236H148ZM139 238V237H138ZM137 238V239H138ZM141 238V239H142ZM146 237H144L143 239H145ZM146 240V239H145ZM147 241V240H146ZM150 241V240H149ZM229 241V242H228ZM145 243V241L143 242ZM141 243V244H143ZM147 244L148 241H147ZM140 245V244H139ZM138 245V246H139ZM152 245V244H151ZM149 244V246H151ZM154 245V244H153ZM144 246V249L145 251H151L153 248L151 246L152 249H150L148 246L146 247V245H143ZM142 246V247H143ZM154 247V246H153ZM141 248V247H140ZM143 249V248H142ZM143 249V250H144ZM144 251V252H145ZM140 252H141V249H140ZM128 253V254H129ZM146 253V252H145ZM149 252H147L148 254ZM234 253V252H233ZM140 254V253H139ZM152 254V252H151ZM127 256V254H126ZM146 256V254H145ZM138 258V256H137ZM147 258V256H146ZM132 261V260H131ZM138 261V260H137ZM122 262V260L120 261ZM137 263V262H136ZM122 264V263H121ZM134 264V263H132Z\"/></svg>",
	"mask_w": 264,
	"mask_h": 264
}]
</instances>
